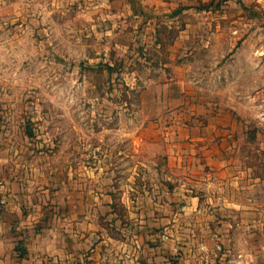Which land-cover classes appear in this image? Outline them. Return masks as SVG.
Here are the masks:
<instances>
[{
    "label": "rangeland",
    "instance_id": "obj_1",
    "mask_svg": "<svg viewBox=\"0 0 264 264\" xmlns=\"http://www.w3.org/2000/svg\"><path fill=\"white\" fill-rule=\"evenodd\" d=\"M179 117L195 137L208 119L228 131L212 144L237 179L194 170L204 210L179 233L157 216V241L193 242L196 263L264 264V0H0V144L16 159L59 177L109 166L122 216V190L146 207L170 187L159 167Z\"/></svg>",
    "mask_w": 264,
    "mask_h": 264
},
{
    "label": "crops",
    "instance_id": "obj_2",
    "mask_svg": "<svg viewBox=\"0 0 264 264\" xmlns=\"http://www.w3.org/2000/svg\"><path fill=\"white\" fill-rule=\"evenodd\" d=\"M178 120L167 129V148L159 167V175L165 172L160 179L170 187L159 196H142L146 207H138L137 199L122 190V216L111 208L120 189L109 166L77 168L71 163L65 176L59 177L41 163L16 159L0 144V264H206L205 256L196 263L194 256L187 255L186 247L194 244L187 239L157 241V216L165 222L164 232L179 233L186 231L182 217L202 213L199 201L206 197L205 191L194 192L189 184L196 178L194 170L207 169L213 175L222 171L223 180L237 179L227 174L233 162L224 157L226 146L212 144L214 136L228 131L208 119L203 135L195 137L190 125L181 117ZM199 152L204 158L197 161ZM209 176L203 178L204 186L213 185ZM218 196L212 191L215 200ZM163 197L157 208L154 199L159 202ZM109 231H115L116 238Z\"/></svg>",
    "mask_w": 264,
    "mask_h": 264
}]
</instances>
